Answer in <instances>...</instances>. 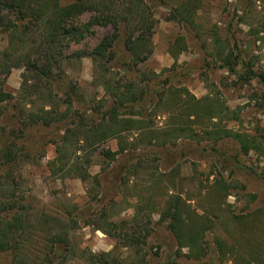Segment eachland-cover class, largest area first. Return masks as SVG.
I'll return each mask as SVG.
<instances>
[{
    "label": "rangeland",
    "instance_id": "obj_1",
    "mask_svg": "<svg viewBox=\"0 0 264 264\" xmlns=\"http://www.w3.org/2000/svg\"><path fill=\"white\" fill-rule=\"evenodd\" d=\"M180 2L182 0H145V15L151 13L149 17L153 22L152 52L138 65L137 69L146 74V81H137V84L143 86L148 82L154 86L157 80L167 78L173 92L166 103L168 112L156 113L146 103L144 118L151 122L152 128L174 126V121L185 118L176 107L175 95L179 88H185L187 94L195 98L209 96L215 112L220 108L226 112L211 120L208 116L201 119L191 116L192 122L187 123L196 135L191 137L188 132L183 133L164 146L155 145V139L148 142L139 133L127 132L122 138L127 150L110 162L101 153L107 147L115 150L118 139H108L92 154L88 183L77 177L58 178L51 174L48 162L55 156V147L50 143L45 146V155L35 162L26 159L19 162L21 178L17 190L24 195L25 217L32 227L20 250L31 264H41L43 255L51 253L47 233H44L50 229L53 218L60 219L67 230V248L64 256L57 258L62 264H86L91 252H106L109 263L116 259L117 263L139 261L142 264L141 252L125 246L120 235L139 230L138 225L146 218H151V222L148 224L150 234L145 239L146 249L142 250L144 264H236L231 257L219 258L216 236H222L227 245L264 243V98L261 86L256 79L244 83L228 72L213 52L217 45L214 35H217L221 43L228 42L234 52L241 50L244 60L253 68L264 69V37L258 39V34L248 26H256L257 20L264 19L262 3L251 10L242 0H200L195 25L190 26L173 17V10L179 8ZM93 16L86 13L81 18ZM91 30L85 39L71 44L66 54L77 50L89 52L112 29L94 24ZM260 35L264 36V32ZM180 40L184 46L182 50L178 45ZM4 45L6 35L0 34V48ZM63 67L66 76L83 88L85 100L104 95L94 78L93 71L96 74L98 69L90 56L80 60L71 57ZM236 68L241 70L240 66ZM152 71L159 75H153ZM21 73L22 68L11 69L4 78L5 91L17 95ZM107 74L122 83L132 78L141 80L135 71L111 68ZM81 107L76 103L75 109L81 112ZM9 110L7 108V113L11 114ZM124 112L119 110V118L130 117ZM11 123L16 125L15 120ZM221 127L246 132L260 142L259 149L243 153L233 138L215 139L200 134L204 128ZM53 129V136L58 139L62 131ZM220 176L230 186V194L223 197L211 191L207 194L206 186ZM88 189L93 191L88 192ZM171 193L181 194L190 202V209L204 207L210 218V226L201 241L203 254L199 257L191 255L188 248L179 247L167 224L160 221V212ZM136 209H139L138 224L132 219ZM39 220L42 229L37 225ZM261 251L264 258V245ZM11 261V253H0V264H11Z\"/></svg>",
    "mask_w": 264,
    "mask_h": 264
},
{
    "label": "trees",
    "instance_id": "obj_2",
    "mask_svg": "<svg viewBox=\"0 0 264 264\" xmlns=\"http://www.w3.org/2000/svg\"><path fill=\"white\" fill-rule=\"evenodd\" d=\"M242 2L251 10L262 3L261 9L264 10V0ZM199 5L200 0H182L179 8L173 10V17L193 26ZM145 10V0H0V34L6 35V45L0 48V253H11V264H31L20 250L32 227L25 217L24 195L17 190L21 178L17 167L19 162L25 159L35 162L45 155V146L50 143L55 147V156L48 162L51 174L58 178L77 177L88 183L92 154L108 139H118L115 150L107 147L101 153L110 162L127 150V145L122 143L127 132L139 133L148 142L155 139V145L164 146L183 133L188 132L191 137L196 135L187 123L192 122L189 120L191 116L200 119L208 116L211 120L226 112L223 108L215 112L209 96L195 98L187 94L185 88H179L175 95L178 99L176 107L185 118L174 121V126L161 128H152L151 122L144 118L147 115L146 103L156 113L168 112L166 103L171 100L173 92L167 78L157 80L154 86L148 82L143 86L137 84V81H146V74L138 70V65L152 52L153 22L149 17L151 13L145 15ZM86 13L94 16L82 19ZM94 24L109 26L112 30L103 35L89 52L77 50L66 54L71 44L79 43L92 33L91 26ZM248 26L258 34V39L264 37L260 35L264 32L262 17L257 20L256 26ZM181 40L178 45L182 50ZM214 42L217 45L213 52L221 67L227 68L244 83L256 79L264 98V69L253 68L249 61L244 60L241 50L234 52L235 49L228 42L221 43L217 35H214ZM83 56H90L98 69L96 74L95 70L93 73L98 80L97 86L104 91L100 98L85 100L80 84L65 74L63 63L71 57L80 60ZM237 66H240V71ZM12 68H22L17 95L5 91L3 87L4 78ZM111 68L135 71L141 80L132 78L122 83L107 74ZM152 73L159 75L155 71ZM76 103L82 106L81 112L75 109ZM85 103L90 106L84 107ZM7 108L12 110L11 114L7 113ZM120 109L130 117L119 118ZM13 120L15 126H12ZM53 128L62 131L58 139L53 136ZM200 134L215 139L233 138L243 153L260 147L255 138L232 128H204ZM93 177L96 182L97 176ZM229 188L222 176L206 186L207 194L209 191L216 192L221 197L230 194ZM92 191L88 189V192ZM252 197L251 194V200ZM189 203L181 194L171 193L160 212V221L167 224L179 247H186L191 250V255L199 257L203 254L201 241L210 226V218L204 207L190 209ZM132 219L139 223V209H136ZM150 222L151 218H146L138 225L139 230L120 235L125 246L134 247L139 254L141 252L142 264L145 261L142 250L146 249L145 239L150 234ZM37 223L41 228L42 222L39 220ZM65 227L60 219L53 218L50 229L45 230L51 253L43 255L41 264H62L63 261L57 258L64 256L68 245ZM99 227L105 232L102 226ZM261 245L264 243L246 242L241 245L233 242L227 245L222 236L215 237L219 258L231 257L236 264H264ZM89 256L86 264L118 262L114 259L113 263H109L106 252H91Z\"/></svg>",
    "mask_w": 264,
    "mask_h": 264
}]
</instances>
